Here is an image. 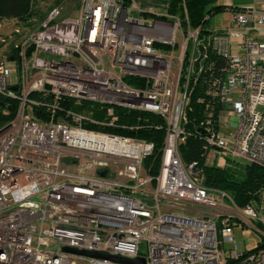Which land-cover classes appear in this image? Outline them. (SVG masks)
Masks as SVG:
<instances>
[{"label":"built area","instance_id":"1","mask_svg":"<svg viewBox=\"0 0 264 264\" xmlns=\"http://www.w3.org/2000/svg\"><path fill=\"white\" fill-rule=\"evenodd\" d=\"M139 9L134 0H80L74 15L63 16L58 5L35 28L16 20L0 35V95L18 102L0 131V264H123L64 247L143 256L146 264H264V247L220 249L234 240L229 221L236 210L264 237L262 209L253 202L238 207L226 191L206 186L197 162H183L178 151L188 135L183 123L199 30L166 11ZM210 45L228 67L218 81L219 124L199 125L209 128L200 133L205 159L223 166L238 158L264 168V0L232 8L228 27L214 32ZM31 92L41 100L28 98ZM73 101L105 105L109 119L67 106ZM114 106L164 121L157 174L143 167L151 141L84 126H115ZM37 107L51 116L33 118ZM232 114L238 124L222 134ZM225 199L233 216L220 215L218 229L217 216L204 211L226 210Z\"/></svg>","mask_w":264,"mask_h":264},{"label":"trees","instance_id":"2","mask_svg":"<svg viewBox=\"0 0 264 264\" xmlns=\"http://www.w3.org/2000/svg\"><path fill=\"white\" fill-rule=\"evenodd\" d=\"M35 0H0V23L5 19H16L28 28H35L46 19L50 8L67 3L69 7H78L80 0H53L46 10H40L35 5ZM166 1V4H162ZM44 2H47L44 0ZM145 6L163 7L168 14H173L180 19L183 26L187 24L192 29L199 30V43L205 46V57L201 59L199 67L194 70L190 81L191 92L186 106V121L183 128L188 135L178 146V151L183 162L196 161L201 169L202 181L206 186L226 191L238 207L260 199L259 192L264 189V168L246 163L243 170L231 167L228 158L223 166L208 163L204 156L203 147L206 143L204 128H199L201 123L209 120L211 127L218 126V113L224 107L220 101L218 81H221L228 67V58L218 54L210 45V31L204 29L205 23L211 11H216L222 5H215L216 0H139ZM210 6V8H209ZM146 14L148 12H145ZM145 14V15H146ZM188 19V21H186ZM12 23V25L14 24ZM214 33V32H213ZM190 48L187 50L189 53ZM199 53L197 52V55ZM127 81L133 83L132 79ZM79 112L85 113L94 119L108 120L106 106L98 103L84 101L79 105L71 102L67 106ZM17 100L0 96V128L10 121L16 113ZM32 116L42 121L43 118L51 116L50 111L43 108H32ZM46 112V113H45ZM61 116L55 113L54 116ZM115 126H104L85 123L84 126L91 129H99L121 135L144 138L154 144V151L150 156L143 159V167L150 174H157L160 166L162 148L164 144V121L151 112L127 109L114 106ZM60 119V118H59ZM207 125V124H206ZM199 132V133H198ZM261 202V199H260ZM218 219V218H217ZM239 221V220H238ZM240 222V221H239ZM229 223L234 226V220ZM264 247V237L252 249Z\"/></svg>","mask_w":264,"mask_h":264},{"label":"rangeland","instance_id":"3","mask_svg":"<svg viewBox=\"0 0 264 264\" xmlns=\"http://www.w3.org/2000/svg\"><path fill=\"white\" fill-rule=\"evenodd\" d=\"M46 1L47 2H44V0H35L34 2H35V5L40 10L44 11L48 7L50 8V5L53 3V0H46ZM134 1L137 3V5L139 7H141V9H139L137 12L143 13V15L146 14L145 10H147L148 8H153L152 10H154L155 12L163 11V9H162L163 7L162 8L161 7H155V6L149 7V6H145L142 3H140L139 0H134ZM251 1L252 0H216L215 5H222L224 7H220L219 9H217L214 12L211 11V13L208 17V21L204 25V29L207 31H210L211 32L210 36H212L214 34L213 32H217L218 30H222V29L227 28L229 25V20H230L231 15H232V7L237 5V4H244L247 2L250 3ZM130 2H132V1H130ZM164 4H166V1L164 2ZM56 6H58V5H56ZM60 6L63 7V11H62L63 16H71V15H74L76 13V7H69V6H67V3H65V2L63 4H60ZM52 8H50V10ZM209 8H210V6H209ZM148 11H151V10H148ZM12 19H14V18H12ZM12 19H5L1 22L2 27L0 28V35L4 32L9 31L12 28V26H13L12 23H14V20H12ZM179 21H180V19H179ZM186 21H188V19ZM192 32H193V30H192ZM198 45L203 46L205 48V46L201 45L200 43H198ZM237 51L238 50H236V47H232V53H235ZM196 57H197L196 58V60H197L199 57V54L196 55ZM204 57H205V55H204ZM6 66L8 68H10L11 80H12V83H14L17 80V72L15 71L16 63L13 60L7 61ZM13 89L14 90H12V91L15 95L22 94L20 89H15V88H13ZM0 96L5 97V98H9V99L17 100L13 97H7V96H3V95H0ZM27 97L32 98V99L37 100V101L41 100V98H42L36 92L29 93ZM227 97L232 98V101L235 102L238 99V94L234 91H231L229 94H227ZM82 102L83 101H81V103ZM225 107L227 109H229L230 106L226 105ZM225 113H227V112L223 110L220 114V118L221 117L224 118L223 114H225ZM86 116H88V115L86 114ZM88 117L93 118L91 116H88ZM95 120H99V119H95ZM91 124H98V123L91 122ZM217 124H219V123L217 122ZM237 124H238V117L232 114L229 118V126L220 125V131L222 134H226V132L229 129L236 127ZM6 125H9V121L0 129H3ZM98 125H100V124H98ZM208 129L209 128H205V132H207ZM165 135H166V132L164 131V138H165ZM232 161H234V162L233 163L229 162L231 164V167L236 168L237 170H243L244 165L246 164L245 161L238 159V158H235ZM160 164H161V159H160ZM159 168H160V166H159ZM259 195H260V199H261V197H263V195H264V189H262L259 192ZM260 199L258 201H256V203L255 202L254 203H255L256 208H258V209L260 208V210L262 209L261 216L264 218V203L260 202ZM223 203H224V206L227 207V209L224 211H219V209H216V208H207V210L204 211V214L209 215V217L210 216H212V217L217 216L218 219L216 220V224H217L218 229H220V226H221L220 215L225 216V214H226V216H230V217L233 216V215L232 216L228 215L231 212L229 210L230 204L228 203V201L225 199L223 201ZM216 212H220V213H216ZM238 212H240V210H236L235 216L233 218H231L235 222V225L233 226V239H234L233 242H228V243H224V244L220 243V249L225 251L226 254H229L230 249L234 245H236V250L240 251V252L246 251L250 248H255L261 239L260 233H258L254 229V227L251 225L252 223L249 224L250 221L247 220L245 217H243ZM238 220L241 222H239ZM220 239H221V236H220ZM141 250H142V245H141ZM80 264H84V263H80Z\"/></svg>","mask_w":264,"mask_h":264},{"label":"water","instance_id":"4","mask_svg":"<svg viewBox=\"0 0 264 264\" xmlns=\"http://www.w3.org/2000/svg\"><path fill=\"white\" fill-rule=\"evenodd\" d=\"M205 55V48L203 46H199V57L195 62V66L198 67L200 64V60L204 57ZM9 59H12V56L9 57ZM2 129H0L1 131ZM205 132V130H202ZM105 174V171L100 172V175L103 176ZM63 251L65 252H71L87 257H93V258H102V259H110L119 263L123 264H146L145 257L143 256H136L133 258L129 257H123V256H117V255H108V254H103L99 253L96 251H91V250H79L77 248L73 247H64Z\"/></svg>","mask_w":264,"mask_h":264},{"label":"crops","instance_id":"5","mask_svg":"<svg viewBox=\"0 0 264 264\" xmlns=\"http://www.w3.org/2000/svg\"><path fill=\"white\" fill-rule=\"evenodd\" d=\"M252 2H253V0L250 3H252ZM250 3L247 2V3H244V4H237V5L233 6L232 8L242 7V6H245L246 4H250Z\"/></svg>","mask_w":264,"mask_h":264},{"label":"bare ground","instance_id":"6","mask_svg":"<svg viewBox=\"0 0 264 264\" xmlns=\"http://www.w3.org/2000/svg\"><path fill=\"white\" fill-rule=\"evenodd\" d=\"M60 76H62V79H65L66 78L63 74H61ZM143 98L144 99L146 98V95L145 94L143 95Z\"/></svg>","mask_w":264,"mask_h":264}]
</instances>
